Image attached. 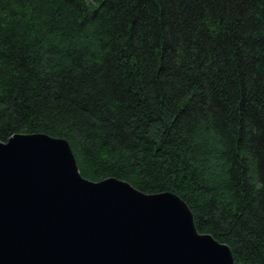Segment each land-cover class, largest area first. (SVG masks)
<instances>
[{
    "label": "trees",
    "instance_id": "obj_1",
    "mask_svg": "<svg viewBox=\"0 0 264 264\" xmlns=\"http://www.w3.org/2000/svg\"><path fill=\"white\" fill-rule=\"evenodd\" d=\"M17 134L178 195L264 264V0H0V142Z\"/></svg>",
    "mask_w": 264,
    "mask_h": 264
},
{
    "label": "water",
    "instance_id": "obj_2",
    "mask_svg": "<svg viewBox=\"0 0 264 264\" xmlns=\"http://www.w3.org/2000/svg\"><path fill=\"white\" fill-rule=\"evenodd\" d=\"M0 264H235L178 195L85 179L67 140L0 142Z\"/></svg>",
    "mask_w": 264,
    "mask_h": 264
}]
</instances>
